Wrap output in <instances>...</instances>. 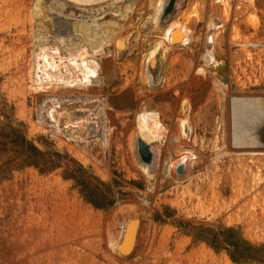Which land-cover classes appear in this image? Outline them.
I'll list each match as a JSON object with an SVG mask.
<instances>
[{
	"label": "rangeland",
	"instance_id": "374dc122",
	"mask_svg": "<svg viewBox=\"0 0 264 264\" xmlns=\"http://www.w3.org/2000/svg\"><path fill=\"white\" fill-rule=\"evenodd\" d=\"M146 2H136L126 22L111 10L99 17L130 26L131 51L98 55L100 79L90 91L49 83L79 76L66 60L38 86L32 68L39 50L31 33L11 32L12 22L0 15V264H264V158L239 155L242 150L226 138L229 152L216 170L212 158L219 150L213 146L222 134L216 129L222 112L210 104L217 73L230 92L264 94V0H185L180 19L196 41L161 61L166 75L172 72V85L163 80L155 94L140 78L142 57L157 34L139 30ZM210 16L225 22L216 53L227 67L210 68L206 76L198 68ZM127 73L133 81L122 86ZM182 98L192 106V120L207 127L185 143L199 159L185 184L158 163L150 185L138 164L134 116L151 102L175 129ZM178 147L171 145L173 152ZM131 215L142 218L141 245L123 259L110 236L117 238Z\"/></svg>",
	"mask_w": 264,
	"mask_h": 264
},
{
	"label": "bare ground",
	"instance_id": "6f19581e",
	"mask_svg": "<svg viewBox=\"0 0 264 264\" xmlns=\"http://www.w3.org/2000/svg\"><path fill=\"white\" fill-rule=\"evenodd\" d=\"M25 1L0 0V15L5 22L9 21L10 24L12 22L9 28L11 32L17 31V33L24 34L29 31L31 33L33 45L39 50L34 54V67L32 68L33 77L37 76L38 86L47 85L46 82L40 81L42 76L51 78L52 75L48 70L58 71L66 60L70 62L72 69L79 73V79L78 77L74 79L63 77L62 79L56 78V81H49V83L56 86H84L90 91V85L100 79L98 55L106 50L105 53L113 52L114 56L118 58L131 51L129 38L132 31L130 26L126 27V23L122 25L119 20L113 18L102 20L99 17L111 10V12L118 13L121 20L130 19L131 14L137 10L135 5L139 0H47V6H45L44 0H30V7L29 4L25 5ZM147 1H149L146 2L149 12H146V16L143 17V25L139 30L145 31L146 29L147 32L151 30L157 34L155 37L153 36V40L150 39L152 40L151 47L142 57L140 78L149 87V91L154 93L163 80H166L168 86L172 85V72L166 75L163 64L166 60L164 59L173 50L191 49L196 37L186 22L180 19L181 13L184 12L181 9L185 5V0ZM29 9H31L29 15L23 14L27 13ZM138 10L140 12V9ZM142 10L140 13L144 14ZM28 22L29 28L27 27ZM206 24L208 28L202 50L204 64L198 68V74L202 73L207 76L210 73V68L223 70L226 69L227 64L225 61L219 60L216 53V43H218V37L225 27V22L220 16H210ZM51 38H54L52 45ZM159 65V72L155 73ZM217 75L219 77L216 81L214 80L216 90L210 104L211 109L216 108L218 112H222L220 124L216 125L217 132H222V134L216 137L213 146V150H219L218 154L212 158L214 168L220 170L219 161L223 160L229 152L228 149L226 150V138H228L231 147L242 150L237 152L239 155H251L252 157L261 155L264 158V94L230 92L227 79L222 78L219 73ZM130 76L127 73L122 86L131 84L133 80ZM33 80L35 79L33 78ZM99 87L101 90L103 89L102 85ZM181 100H185V98ZM102 106L105 109L108 103L102 100ZM181 107L182 116L178 119L179 123L175 129L165 125L168 119L165 116L163 119L162 112L151 102H144L140 108H137L136 114L134 113L135 127L137 128L136 141L141 157L138 164L150 185L155 182L154 168L158 163L161 164L164 161V173L172 176L171 172H174V181L185 184L184 182L190 178V165L199 159V153L187 148L185 143L191 140L195 132L197 133L198 130L205 132L207 127L205 124L202 127L201 121L194 122L192 120V106L187 99L182 101ZM227 131L229 132L228 136ZM196 137L195 135L194 139ZM221 137L222 141L225 140L223 146L217 140ZM141 141L149 147V158L144 152L142 153ZM174 143H178L179 147L173 152L171 145ZM163 146H166V149ZM255 149L260 152H256ZM259 167L261 166L257 168ZM213 184L215 183L212 182L210 185L214 186ZM218 190L220 191V188ZM145 201L147 203V200ZM142 232V218L131 215L124 221L117 238L113 235L110 236L112 250L118 257L132 258L140 248ZM216 264L220 263L216 261Z\"/></svg>",
	"mask_w": 264,
	"mask_h": 264
},
{
	"label": "water",
	"instance_id": "95a60500",
	"mask_svg": "<svg viewBox=\"0 0 264 264\" xmlns=\"http://www.w3.org/2000/svg\"><path fill=\"white\" fill-rule=\"evenodd\" d=\"M142 145H141V150H142V153L144 152L145 155L147 156V158L150 157V153L149 152V147L148 145H146L143 141H141Z\"/></svg>",
	"mask_w": 264,
	"mask_h": 264
},
{
	"label": "trees",
	"instance_id": "16d2710c",
	"mask_svg": "<svg viewBox=\"0 0 264 264\" xmlns=\"http://www.w3.org/2000/svg\"><path fill=\"white\" fill-rule=\"evenodd\" d=\"M92 202H93L94 204H96V201H94L93 199H92Z\"/></svg>",
	"mask_w": 264,
	"mask_h": 264
}]
</instances>
